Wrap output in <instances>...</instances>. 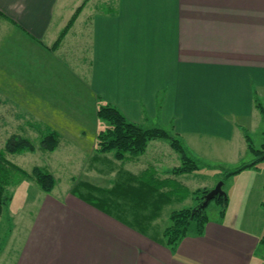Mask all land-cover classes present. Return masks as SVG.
Here are the masks:
<instances>
[{"label":"crops","instance_id":"0c3cea01","mask_svg":"<svg viewBox=\"0 0 264 264\" xmlns=\"http://www.w3.org/2000/svg\"><path fill=\"white\" fill-rule=\"evenodd\" d=\"M85 2L0 0V100L21 115L18 128L38 122L64 136L94 127L96 136L98 107L111 104L133 123L170 130L204 165L252 159L246 133L264 118V0ZM196 177L181 185L214 188L190 187ZM228 179L225 215L174 250L160 243L163 231L142 234L69 193L46 196L22 248L1 256L9 264H264V170Z\"/></svg>","mask_w":264,"mask_h":264},{"label":"rangeland","instance_id":"374dc122","mask_svg":"<svg viewBox=\"0 0 264 264\" xmlns=\"http://www.w3.org/2000/svg\"><path fill=\"white\" fill-rule=\"evenodd\" d=\"M87 3L88 2H86V5ZM96 5L97 3H95V0H92L90 8H102ZM261 102L264 106V99ZM4 110L5 108L2 105L1 99L0 148L4 147L12 131L15 130L21 133L20 130H17L18 126H21L20 120L14 119V116L19 117L21 115L19 113L16 114V112L8 113ZM106 126L107 124L104 121L98 119L96 136L90 134V131H93L94 127L90 130L89 127H86L84 130H79V132H77L76 129H69L67 131L68 134H64V136L60 135L61 140L59 146L54 151L45 152L38 149L34 153L29 152L22 155H8V158L12 162L27 172H31L35 166L46 167L53 174L56 185L51 192H46L34 181L28 178H22L20 184L10 190L12 199L5 207L2 217H0V256L3 254L2 256L5 258H10L18 249L22 248V241L32 221L35 219V216H37L36 214L39 213L46 196L62 198L69 193L73 194L74 190L76 193L89 196L88 193L93 192L90 191L89 188L83 186V183L92 184L94 187H97V189H110V187L112 188L117 182H130L133 185H137L139 184L137 179L151 170L155 173L154 177L156 179L177 180L176 182L180 180L178 182L180 186H182L181 181L188 184L189 181L187 179L197 174L196 181L190 183V187L202 184H209L215 187L219 182L223 181V169L231 170L239 165L223 163L215 166L216 169L206 170L207 168L204 167V164L197 160L200 166L198 171L174 175L172 169L178 167L181 164V160L175 165V163H177L176 160L179 161L180 155L172 147L169 139L151 140L143 155L129 157L126 162L122 163V160L114 157L115 152L101 153L96 151L97 135L99 131ZM28 132L33 141L38 144L40 138L36 137L35 132L31 129H29ZM249 134L253 139L255 148L261 149L264 141L263 117H260L259 121H254L252 128L249 130ZM171 135L173 136L172 133ZM153 159H158L155 161L156 165H154L155 162ZM250 159V161H252L253 156H250ZM260 168L264 170V161L260 163ZM130 176L134 178L130 179ZM149 177L152 176L149 175ZM146 180L147 179H145V181ZM223 183L224 192L233 200L234 188H229L231 181L226 179ZM169 185L171 184L169 183ZM211 189L214 188H177L176 193L168 194L172 188H164V190L157 192V194L160 192L164 194L160 199V209L157 211L155 219L151 221L150 224L152 227L148 232L158 236L159 232L164 231L170 225V216L172 212L185 208H196L199 204L196 192L199 190ZM93 194L97 195L96 192ZM118 197L115 198L116 206L113 208V211L115 214H119L127 220L132 221L133 224L140 225L137 219L141 220V217L148 216L149 213L152 214V197H149V206L145 210L137 209L133 205L134 202H132L131 199ZM220 209L221 207L219 204L216 201H212L206 211L208 218L219 219ZM138 216L141 217L137 218ZM193 228L194 225H192L190 231H193ZM2 256L1 259L3 258L4 260L1 261V264H9L11 260L5 261V258Z\"/></svg>","mask_w":264,"mask_h":264},{"label":"trees","instance_id":"16d2710c","mask_svg":"<svg viewBox=\"0 0 264 264\" xmlns=\"http://www.w3.org/2000/svg\"><path fill=\"white\" fill-rule=\"evenodd\" d=\"M79 11L80 9L70 20L68 26L63 30L54 48L59 46L66 33L75 22ZM257 105L264 116V106L260 102H258ZM97 117L99 120L104 121L107 126L100 130L97 135L96 151L101 153L115 152L116 158L126 161L129 157L143 155L151 140L169 139L172 147L179 153L181 160V164L172 169L174 175L192 173L200 169L198 161L190 155L181 139L174 134L173 136L171 135L172 132L170 130L159 126L146 127L141 124L133 123L129 121L118 108L111 104L101 103L97 110ZM28 126L29 127L26 128L19 127L17 130H20L21 133L15 130L12 131L4 147L0 148V216L3 215L5 207L12 199L10 190L20 184L22 178H28L34 181L46 192H51L56 185L53 174L46 167L35 166L31 172H27L8 158V155H22L29 152L34 153L38 149L45 152L54 151L59 146L61 137L58 132L44 127L38 122L28 123ZM29 129L35 132L36 137L40 138L38 144L29 136ZM246 140L248 149L254 159L231 170L223 169V181L247 169L258 168V165L264 161V143L261 149H256L248 133H246ZM204 167L208 170L216 169L215 166L210 165H204ZM149 175L152 177H149ZM154 175L155 173L151 170L144 176H141V178L137 179L139 183L138 186L136 185L135 187L122 188L118 185L117 188L97 189V187L91 184H85L83 186L89 188L93 193L96 192L97 195L88 193L89 196H85L81 193H76L75 190L73 194L100 211L118 219L120 222L137 229L142 234H149L150 232L148 231L151 230L152 227L150 223L155 219L157 211L160 209V199L164 194L163 192L157 194V192L164 190V187L169 186V183L172 185V190H170L168 194L176 193L177 188H184L174 180H159L156 179ZM145 179L147 180L145 181ZM208 192L209 190H199L196 192L199 201L196 208H185L171 213V223L162 233L163 239L160 241L161 244L174 250L185 237L191 234L198 236L204 234L205 227L209 221L206 213L208 207L202 211L197 210ZM118 196L131 199L132 202H134L133 205L137 209L143 210L147 209L149 206V197H152V214L149 213L148 216L143 217L138 216L137 218L141 217V220L136 218L140 225L133 224L132 221L127 220L119 214H115L113 211V208L116 206L115 198ZM213 201H216L221 207L220 216L223 217L228 206L227 195L217 197ZM262 206L264 208V202ZM192 225H194V228L193 231H190ZM260 244L264 247V235Z\"/></svg>","mask_w":264,"mask_h":264},{"label":"water","instance_id":"95a60500","mask_svg":"<svg viewBox=\"0 0 264 264\" xmlns=\"http://www.w3.org/2000/svg\"><path fill=\"white\" fill-rule=\"evenodd\" d=\"M224 183L219 182L214 189L209 190V192L205 195L203 202L200 204L199 208L197 211H202L205 210L211 201H213L215 198L224 196L226 193L223 190Z\"/></svg>","mask_w":264,"mask_h":264}]
</instances>
